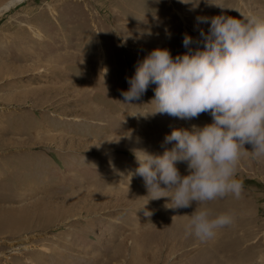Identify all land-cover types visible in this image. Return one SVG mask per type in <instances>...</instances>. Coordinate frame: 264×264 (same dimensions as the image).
I'll return each mask as SVG.
<instances>
[{
    "label": "rangeland",
    "instance_id": "rangeland-1",
    "mask_svg": "<svg viewBox=\"0 0 264 264\" xmlns=\"http://www.w3.org/2000/svg\"><path fill=\"white\" fill-rule=\"evenodd\" d=\"M250 9L264 14V0H16L0 12V264H264V160L241 157V197L205 205L234 222L202 242L185 231L196 203L169 208L133 173L136 151L162 154L173 129L210 113L152 114L155 84L135 105L121 95L154 49L175 58L185 34L202 48L212 17Z\"/></svg>",
    "mask_w": 264,
    "mask_h": 264
},
{
    "label": "clouds",
    "instance_id": "clouds-1",
    "mask_svg": "<svg viewBox=\"0 0 264 264\" xmlns=\"http://www.w3.org/2000/svg\"><path fill=\"white\" fill-rule=\"evenodd\" d=\"M239 14L212 17L209 31H200L202 48H193L192 37L185 34V53L173 58L166 48L151 51L127 78L128 91L121 93L124 103L134 104L155 84L152 114L191 120L210 113L211 123L173 129L164 140L173 146L162 154L136 151L133 173L143 178L152 199L169 197V208L195 202L185 231L202 242L234 222V213H213L205 205L229 195L241 197V157L250 153L264 160V14L251 9ZM199 19L206 23L208 18ZM246 144L252 150L242 152ZM177 163L186 164L187 175Z\"/></svg>",
    "mask_w": 264,
    "mask_h": 264
},
{
    "label": "bare ground",
    "instance_id": "bare-ground-1",
    "mask_svg": "<svg viewBox=\"0 0 264 264\" xmlns=\"http://www.w3.org/2000/svg\"><path fill=\"white\" fill-rule=\"evenodd\" d=\"M19 1V0H18ZM16 3V0H11V1H8L6 4L2 5L0 7V12L4 11V10H8L9 8L12 7V5H14ZM209 242V241H208ZM219 262L217 264H227V263H224L222 262L221 260H218Z\"/></svg>",
    "mask_w": 264,
    "mask_h": 264
}]
</instances>
